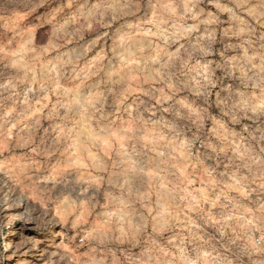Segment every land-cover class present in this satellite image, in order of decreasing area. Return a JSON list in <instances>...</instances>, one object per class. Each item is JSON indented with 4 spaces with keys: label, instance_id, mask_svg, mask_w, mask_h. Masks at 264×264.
<instances>
[{
    "label": "clouds",
    "instance_id": "9594fccd",
    "mask_svg": "<svg viewBox=\"0 0 264 264\" xmlns=\"http://www.w3.org/2000/svg\"><path fill=\"white\" fill-rule=\"evenodd\" d=\"M0 264H264V0H0Z\"/></svg>",
    "mask_w": 264,
    "mask_h": 264
}]
</instances>
